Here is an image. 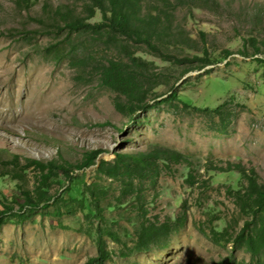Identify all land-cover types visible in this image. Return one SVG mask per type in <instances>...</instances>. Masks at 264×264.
<instances>
[{"label":"rangeland","instance_id":"obj_1","mask_svg":"<svg viewBox=\"0 0 264 264\" xmlns=\"http://www.w3.org/2000/svg\"><path fill=\"white\" fill-rule=\"evenodd\" d=\"M69 1L31 0L27 11L17 0H0V150L8 160L17 156L21 166L26 160L49 164L44 172L24 171L25 187L34 196L38 188L52 197L48 208L13 207L0 230V264H84L96 256L98 228L120 239H106L112 254L107 264H224L230 246L212 243L199 229L209 235L211 229L220 232L236 223L238 214L225 188H236L239 176L207 174L204 166L241 163L255 169L264 183V0H216L219 6L194 10L186 27L198 41L199 33L205 34L217 64L183 77L171 105H152L132 119L114 109L115 94L66 62L54 64L42 54L51 41L39 33L42 5ZM99 20L98 15L92 22ZM226 51L230 56L222 60ZM230 100L224 120L211 113ZM154 146L189 158L208 188H188L184 166L163 173L155 186L144 184L140 201L147 218L174 219L187 201L189 221L166 246L125 256L139 225L137 206L120 204L122 185L98 175L96 168L101 161L112 162L116 153ZM90 152H97L94 163L83 167ZM19 185L0 178V201L16 197L22 205ZM86 186L106 194L102 219L94 216ZM236 259L248 261V256L238 253Z\"/></svg>","mask_w":264,"mask_h":264},{"label":"trees","instance_id":"obj_2","mask_svg":"<svg viewBox=\"0 0 264 264\" xmlns=\"http://www.w3.org/2000/svg\"><path fill=\"white\" fill-rule=\"evenodd\" d=\"M17 4L29 11L32 3L31 0H17ZM209 4L219 6L216 0H70L57 6L44 3L39 33L51 41L42 49V54L54 64L66 62L115 94L114 109L132 119L152 105H171L178 100L177 83L183 77L217 64L218 60L212 57L204 42L205 34L200 32L201 40L198 41L186 27L187 19L194 17V10ZM180 13H183L181 18ZM98 15L100 20L92 22ZM251 42L255 44L254 40ZM229 56L230 52H224L222 60ZM145 57L158 60L163 66ZM160 88L164 89L163 94L158 93ZM162 95L165 97L157 101ZM230 102L211 113L224 120L223 112ZM183 107L188 108V105L183 104ZM4 153L0 150V178L10 177L20 183L24 203L21 205L16 197L0 201L3 208L0 230L12 215L14 206L30 210L48 208L52 199L42 189L36 188L37 196H34L25 187L24 171L34 167L44 172L49 164L26 160L27 165L21 166L17 156L8 160ZM96 156L97 152L88 153L82 160L83 167L93 165ZM222 164L224 166L207 163L204 171L207 174H238V186L225 188V196L231 200L238 219L220 232L215 229H211L209 235L201 229L199 232L214 244L230 246V255L224 264H264V183L260 182L255 169H248L241 163ZM193 165L183 154L159 146L140 152L116 153L112 162H99L96 173L122 185L118 197L120 204L131 202L137 206L139 225L133 245L125 256L162 248L174 234L186 228L190 211L187 201L182 203L174 219L159 222L147 218L140 198L144 184L155 186L163 173H171L177 166L188 169L184 180L188 188H208V181L197 178ZM62 172L68 177L71 175L64 168ZM85 192L94 216L102 219L101 202L106 194L98 186H86ZM106 239L120 243L116 233L98 228L96 256L84 264H107L111 260ZM238 253L248 256V261H237Z\"/></svg>","mask_w":264,"mask_h":264}]
</instances>
